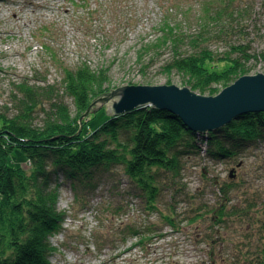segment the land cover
Here are the masks:
<instances>
[{
  "label": "trees",
  "instance_id": "trees-1",
  "mask_svg": "<svg viewBox=\"0 0 264 264\" xmlns=\"http://www.w3.org/2000/svg\"><path fill=\"white\" fill-rule=\"evenodd\" d=\"M235 1L204 0L198 32L180 31L167 24L154 45L171 47V57L162 69L178 72L184 86L204 95H217L220 87L249 74L253 69L249 64L264 60V51H251L250 43H230L225 51L213 47L228 34V22L247 17L249 6L237 8ZM107 80L104 70L81 64L65 71L62 90L24 82L19 86L23 94L19 112L10 114L0 109V264H51L56 249L51 236L62 229L66 217L57 206L59 188L66 182L77 193L78 201H86L96 176L112 173L119 166L137 188L131 194L128 189H119L120 200L127 201L125 196L139 198L150 210L156 207V197L165 184L175 193L185 191L188 196L183 180L193 155L204 153L203 160L236 161L264 145V111L245 112L222 127L198 132L169 110L143 106L110 116L91 131L85 130L84 118L80 131L81 118L90 104L110 90ZM46 99L51 105L47 112L43 108L46 116L37 123L35 113ZM16 150L27 156L29 166L13 163ZM244 181L240 177L218 182L213 177L212 193L221 202L215 206L200 203L189 220L213 214L218 208L208 235L216 234L211 241L213 248L223 239L221 224L228 227L238 222L242 234L240 238L228 237L234 250L229 259L234 264H264V196L254 188V193L246 191L243 206L237 203L234 189L237 191ZM178 203L173 197L172 212L163 215L175 228H179L174 213ZM151 225L145 231H152ZM128 229L133 234L142 233L135 226ZM222 253L220 249L221 259L227 260Z\"/></svg>",
  "mask_w": 264,
  "mask_h": 264
},
{
  "label": "rangeland",
  "instance_id": "rangeland-1",
  "mask_svg": "<svg viewBox=\"0 0 264 264\" xmlns=\"http://www.w3.org/2000/svg\"><path fill=\"white\" fill-rule=\"evenodd\" d=\"M203 2L0 0V109L10 114L19 112L23 97L19 86L24 82L62 90L65 71L81 64L104 70L110 89L125 84L185 87L181 74L162 69L171 57V47L154 45L162 38L167 24L180 31L198 32ZM235 4L237 8L249 6L247 17L228 22L225 27L231 30H227L224 41L213 43V47L225 51L230 49V43H250L251 51H264V0H236ZM255 62L249 64L253 69L247 75L264 73V60ZM41 88L38 89L42 91ZM66 100L71 102L70 98ZM50 105L47 99L40 104L35 113L37 123L43 122V108L47 112ZM107 108L85 117L86 131L99 127L110 117ZM72 109L75 112L74 105ZM202 156L193 155L187 162L183 182L188 196L185 191L175 193L165 184L156 197V207L150 210L142 205V199L125 196L127 201L120 200L119 189H128L131 194L137 188L119 166L112 173L96 176L94 190H87L86 201H78L70 183L61 185L57 206L66 217L62 229L51 236L56 247L51 264H234L229 259L234 250L228 237L240 238L241 224H221L224 236L213 248L211 241L216 234L208 235L218 208L195 221L189 218L200 203L215 206L221 202L212 193L213 177L218 182L245 178L238 190L234 189L236 202L242 206L246 191L252 193L256 188L264 196V145L236 161L203 160ZM12 160L15 165L29 166L27 156L19 150L13 152ZM173 197L179 201L174 209L179 228L167 224L163 216L172 212ZM233 203H228V208ZM150 224L153 230L145 231ZM130 225L142 233L133 234L128 229ZM143 235L149 237L141 239ZM220 249L227 260L221 259Z\"/></svg>",
  "mask_w": 264,
  "mask_h": 264
},
{
  "label": "water",
  "instance_id": "water-1",
  "mask_svg": "<svg viewBox=\"0 0 264 264\" xmlns=\"http://www.w3.org/2000/svg\"><path fill=\"white\" fill-rule=\"evenodd\" d=\"M105 106L110 116L143 106L166 109L195 131H211L245 112L264 111V73L241 76L217 95L200 94L176 84L113 87L93 100L81 120Z\"/></svg>",
  "mask_w": 264,
  "mask_h": 264
}]
</instances>
